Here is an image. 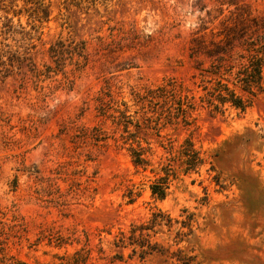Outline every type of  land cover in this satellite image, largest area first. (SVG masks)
<instances>
[{"label":"rangeland","instance_id":"rangeland-1","mask_svg":"<svg viewBox=\"0 0 264 264\" xmlns=\"http://www.w3.org/2000/svg\"><path fill=\"white\" fill-rule=\"evenodd\" d=\"M251 19L264 25V0H0V52L30 44L36 67L55 71L38 82L24 69L0 73V264H60L76 251L86 264H264V71L243 112H215L199 102L188 57L198 40L214 48L240 28L261 35ZM7 21L13 33L4 35ZM116 30L139 39L102 50ZM57 42L84 43L87 65L56 69L48 50ZM168 81L194 96L186 124L135 97ZM184 142L203 160L193 171L179 160ZM138 150L147 166L133 164ZM165 168L158 200L149 187ZM158 211L149 241L163 255L141 260L133 246H113Z\"/></svg>","mask_w":264,"mask_h":264},{"label":"trees","instance_id":"trees-1","mask_svg":"<svg viewBox=\"0 0 264 264\" xmlns=\"http://www.w3.org/2000/svg\"><path fill=\"white\" fill-rule=\"evenodd\" d=\"M43 18H47V12H42ZM251 28L254 34L261 32V35H257L254 38L246 37L244 28L239 30H233L234 34L218 43H213L214 48L208 47L204 41L198 40L201 48L193 46L190 48L189 59L198 65V76L201 79V91L204 92V96H199V102L205 103L207 107H212L215 112H223L224 107L227 105L234 109L243 112L257 95L263 91V71H264V25L260 24L255 19H251ZM10 21H7L1 28L3 34H12V27L9 25ZM110 42L105 44L102 50L114 51L120 50L119 46L123 42H130L131 44L135 40H130L126 33L116 30ZM23 39L25 34L21 33ZM224 42V45L221 43ZM236 43L234 45L233 43ZM71 43L65 46L62 42H57L50 46L48 53L50 59L55 63L56 69L63 67L65 62H69L74 66L76 71H81L88 61V55L85 54V44L79 43L74 45ZM33 46L30 44H23L17 46L16 50H2L0 52V73L1 78H5L13 72V70L24 69L26 73L30 75V78L38 82L41 77L44 80L50 79V74H55L50 67H44V70H40L33 63L31 58V51ZM237 48L240 52L236 53L238 59L237 67L231 64L232 52ZM205 58L206 62H199L198 58ZM4 59V60H3ZM209 62L208 66L204 67L205 63ZM58 70H56L57 72ZM233 77V78H232ZM233 79V88L228 85L229 79ZM71 84L67 78L59 83V87L62 89H68ZM110 89V86L107 87ZM242 94H246L251 99H244ZM104 96L110 98L109 92H105ZM135 97L139 102H146L149 108H159L163 111V115L166 120H177L178 118L186 124L189 118V114L195 109L194 96L186 95L183 92L181 86L177 85L173 81L157 86L155 89H146L144 95L136 94ZM102 104V97L98 98ZM110 101L112 99L110 98ZM125 107V104H122ZM155 111V110H154ZM153 111V112H154ZM119 119L125 126L130 125L131 121L125 116L123 112H118ZM104 114V113H102ZM137 127V124L134 125ZM140 150L131 152L130 156L135 166H147V161L143 158ZM179 160L185 167V171H193L203 164V160L200 158L199 153L194 150L191 142H184L180 146ZM169 169H164V178L157 179L149 187L151 196L163 200L166 196L167 184L166 181L169 177ZM162 214L160 211L154 213L152 218L146 224H131L127 232H119L113 241V246L122 250L127 245L133 246L132 253H136V249L139 250V258L143 260L146 256L152 255L154 252L163 255L162 252L157 251V245L151 244L149 241L150 232L154 233V228L160 226L158 218ZM114 259L121 260L122 255H115ZM88 255L83 254L81 251L74 252L71 261L60 264H86ZM16 264H25L19 263Z\"/></svg>","mask_w":264,"mask_h":264}]
</instances>
